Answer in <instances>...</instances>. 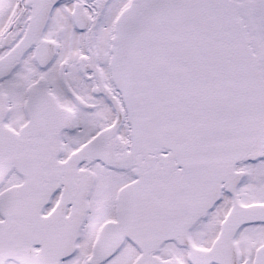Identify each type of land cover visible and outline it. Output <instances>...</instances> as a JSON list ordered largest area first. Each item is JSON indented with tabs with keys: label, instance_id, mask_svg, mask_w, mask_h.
<instances>
[{
	"label": "snow or ice",
	"instance_id": "obj_1",
	"mask_svg": "<svg viewBox=\"0 0 264 264\" xmlns=\"http://www.w3.org/2000/svg\"><path fill=\"white\" fill-rule=\"evenodd\" d=\"M0 264H264V0H0Z\"/></svg>",
	"mask_w": 264,
	"mask_h": 264
}]
</instances>
